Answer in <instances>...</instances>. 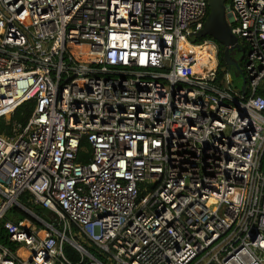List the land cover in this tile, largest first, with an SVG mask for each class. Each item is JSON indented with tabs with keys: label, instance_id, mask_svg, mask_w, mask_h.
Wrapping results in <instances>:
<instances>
[{
	"label": "built area",
	"instance_id": "obj_1",
	"mask_svg": "<svg viewBox=\"0 0 264 264\" xmlns=\"http://www.w3.org/2000/svg\"><path fill=\"white\" fill-rule=\"evenodd\" d=\"M208 15L209 0H0V222L18 206L40 225L10 224L25 255L0 245V264H264V0L226 6L239 88L213 44L208 71L179 61L183 41L209 43L192 41Z\"/></svg>",
	"mask_w": 264,
	"mask_h": 264
},
{
	"label": "rangeland",
	"instance_id": "obj_2",
	"mask_svg": "<svg viewBox=\"0 0 264 264\" xmlns=\"http://www.w3.org/2000/svg\"><path fill=\"white\" fill-rule=\"evenodd\" d=\"M212 43H209L210 46ZM229 58L231 60V62H233V65H230L228 63V61H225V65L224 68L221 69L222 72H225V76H227L228 74L231 75V77L234 79V86L239 88L243 82H244V61H245V47L243 45V43H239L238 46L233 49L230 52ZM1 122H3L4 124V120H0V124ZM84 148H87V144H84ZM20 203L24 204L26 207H28L31 211H33V213H35L37 215V212L34 211L33 208H30V206L27 204L26 201L24 200H20ZM24 212L21 211V209L18 206H14L12 208V210H10L7 214L6 217L0 222V226H9L12 223H17L19 221H24L27 220L31 223H33L35 225V227H40L39 223L36 220H33V218L26 214ZM39 217L43 218L45 221L47 222H56V217L54 215H52L49 212H45V213H41L40 215H38ZM73 234H75V230H73ZM77 236H75L77 239H75L77 242H79L81 245H83L88 251H90L92 254L94 255H98L99 251L92 245H90V243L84 238L82 237L80 234H75ZM72 252V247L71 245L67 242V244L64 246V253L66 255V257L72 261L70 259V254L69 252ZM21 256H24V252H20ZM76 260L79 261L80 257L77 255L76 256Z\"/></svg>",
	"mask_w": 264,
	"mask_h": 264
},
{
	"label": "water",
	"instance_id": "obj_3",
	"mask_svg": "<svg viewBox=\"0 0 264 264\" xmlns=\"http://www.w3.org/2000/svg\"><path fill=\"white\" fill-rule=\"evenodd\" d=\"M230 0H209V15L205 22L203 30L197 37H211L225 49L224 58L230 65H233L229 55L239 44V39L232 33V28L228 23L226 16V6ZM197 37L193 38V42H197ZM244 76V75H243ZM37 210H43L41 206L36 207Z\"/></svg>",
	"mask_w": 264,
	"mask_h": 264
},
{
	"label": "trees",
	"instance_id": "obj_4",
	"mask_svg": "<svg viewBox=\"0 0 264 264\" xmlns=\"http://www.w3.org/2000/svg\"><path fill=\"white\" fill-rule=\"evenodd\" d=\"M207 40H211V37L200 39V41L196 42V44H198V45L203 44ZM216 44H218V43H216ZM218 46H219V44H218ZM220 49H221V51H219V67H220V69H219V73H218V80L219 81L222 80V78L225 75V72H222L221 69L224 68L225 61H226L224 58V49L223 48H220ZM32 110H33V104L32 103H26V104L20 106L17 109V111L15 112L14 116L12 117L13 121H17L20 123H26L28 118L32 114ZM0 132L2 134H7L6 127L4 126L3 122H1V124H0ZM85 145H86V143H85ZM82 160H83V155L80 154L78 156V161H82ZM22 200L26 201V199H22ZM30 208H33L34 211L37 212V215H40L41 213L46 212L44 210H37L36 207H34L33 205H31ZM9 229H10V226H0V245L4 246L5 248L10 249L14 253H20L18 251V249L16 248V246L9 242V238H8ZM60 230H62V229L60 228ZM75 230H77V229H75ZM69 254H70V256H69L70 259L73 262H76L77 261L76 256L78 254L73 249H72V252L71 251L69 252Z\"/></svg>",
	"mask_w": 264,
	"mask_h": 264
},
{
	"label": "bare ground",
	"instance_id": "obj_5",
	"mask_svg": "<svg viewBox=\"0 0 264 264\" xmlns=\"http://www.w3.org/2000/svg\"><path fill=\"white\" fill-rule=\"evenodd\" d=\"M181 47L183 49L179 57L181 63L188 64L192 61H196V64L191 68L193 73H204L215 66V62L209 60L214 55L213 45L210 46L208 43L202 48H190V46L183 41Z\"/></svg>",
	"mask_w": 264,
	"mask_h": 264
},
{
	"label": "flooded vegetation",
	"instance_id": "obj_6",
	"mask_svg": "<svg viewBox=\"0 0 264 264\" xmlns=\"http://www.w3.org/2000/svg\"><path fill=\"white\" fill-rule=\"evenodd\" d=\"M205 38H207V37H205ZM200 39H203V38H201V37H197V42H199ZM205 42L212 43L214 46H216V48L218 49V52L221 51L220 48H223V49H224V47H223L222 45L219 44V46H218V44H216L217 42L214 41L212 38H211V40H207V41H205ZM239 43H241V41H239ZM224 51H225V49H224ZM245 52H246V51H245Z\"/></svg>",
	"mask_w": 264,
	"mask_h": 264
},
{
	"label": "crops",
	"instance_id": "obj_7",
	"mask_svg": "<svg viewBox=\"0 0 264 264\" xmlns=\"http://www.w3.org/2000/svg\"><path fill=\"white\" fill-rule=\"evenodd\" d=\"M22 199H26V201H28V199H29V195H24L23 197H22ZM21 199V200H22ZM25 221V225L26 224H31L29 221H27V220H24ZM32 230L33 231H36L37 229L35 228V227H32ZM76 252V251H75ZM79 256V255H78ZM77 262V261H76Z\"/></svg>",
	"mask_w": 264,
	"mask_h": 264
}]
</instances>
